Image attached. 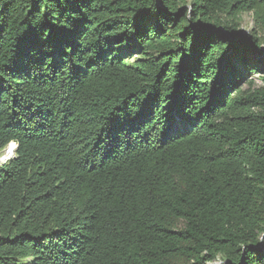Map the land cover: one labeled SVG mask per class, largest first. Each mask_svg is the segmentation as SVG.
<instances>
[{
	"label": "trees",
	"instance_id": "1",
	"mask_svg": "<svg viewBox=\"0 0 264 264\" xmlns=\"http://www.w3.org/2000/svg\"><path fill=\"white\" fill-rule=\"evenodd\" d=\"M13 138L0 264H264V0H0Z\"/></svg>",
	"mask_w": 264,
	"mask_h": 264
},
{
	"label": "rangeland",
	"instance_id": "2",
	"mask_svg": "<svg viewBox=\"0 0 264 264\" xmlns=\"http://www.w3.org/2000/svg\"><path fill=\"white\" fill-rule=\"evenodd\" d=\"M254 28V23L252 20V15L250 13H245L241 16V30L244 33H249ZM132 59H135V56L132 57ZM255 87H261V82L255 78ZM8 146L5 147L3 150L0 151V156L5 155V151L7 150ZM2 164H0L1 166ZM215 264H223L222 262H216Z\"/></svg>",
	"mask_w": 264,
	"mask_h": 264
},
{
	"label": "clouds",
	"instance_id": "3",
	"mask_svg": "<svg viewBox=\"0 0 264 264\" xmlns=\"http://www.w3.org/2000/svg\"><path fill=\"white\" fill-rule=\"evenodd\" d=\"M18 146L19 142L16 139H10L8 141L7 154L4 156H0V164H3L6 162V160L11 159L13 155V149L17 148Z\"/></svg>",
	"mask_w": 264,
	"mask_h": 264
},
{
	"label": "water",
	"instance_id": "4",
	"mask_svg": "<svg viewBox=\"0 0 264 264\" xmlns=\"http://www.w3.org/2000/svg\"><path fill=\"white\" fill-rule=\"evenodd\" d=\"M16 149V148H15ZM15 149H13V155H14V151H15ZM13 155H12V157H13Z\"/></svg>",
	"mask_w": 264,
	"mask_h": 264
},
{
	"label": "bare ground",
	"instance_id": "5",
	"mask_svg": "<svg viewBox=\"0 0 264 264\" xmlns=\"http://www.w3.org/2000/svg\"><path fill=\"white\" fill-rule=\"evenodd\" d=\"M7 154V150L5 151V155ZM4 156V155H3Z\"/></svg>",
	"mask_w": 264,
	"mask_h": 264
}]
</instances>
